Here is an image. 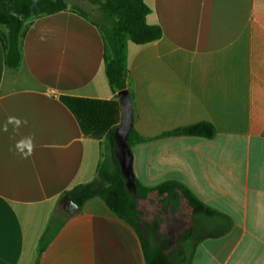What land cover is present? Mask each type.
<instances>
[{
	"label": "crops",
	"instance_id": "1",
	"mask_svg": "<svg viewBox=\"0 0 264 264\" xmlns=\"http://www.w3.org/2000/svg\"><path fill=\"white\" fill-rule=\"evenodd\" d=\"M143 2L161 35L126 46L143 141L126 147L125 177L134 191L179 183L208 210L186 206L202 236L179 243L177 264H264V0ZM20 46L10 68L0 38V264H146L140 231L101 198L60 210L95 178L122 122L99 29L68 9L31 20ZM199 122L212 138L166 135Z\"/></svg>",
	"mask_w": 264,
	"mask_h": 264
},
{
	"label": "trees",
	"instance_id": "2",
	"mask_svg": "<svg viewBox=\"0 0 264 264\" xmlns=\"http://www.w3.org/2000/svg\"><path fill=\"white\" fill-rule=\"evenodd\" d=\"M85 1L97 5L103 14V24L94 23L93 20H91V23L99 29L102 35L104 72L108 85L113 91L126 90V46L128 41L136 45L155 41L160 38V30L156 26L146 24L145 18L149 9L143 0ZM68 9L88 18L85 12L75 8L68 0H0V27L5 29V33L0 38L4 50L5 64L10 68H16L20 64L21 38L31 20L39 16L54 14ZM60 98L66 103L72 101L70 98ZM214 134L215 131L211 124L199 122L176 129L166 135L195 136L210 139ZM142 141L143 139L133 129L129 130L127 135L128 147ZM102 166L101 160L96 176L100 173ZM94 179L88 184L74 187L64 195H68L78 206V209L86 200L99 197L119 218L138 229L136 225L139 218L137 204L127 194L117 189L115 185L118 183L121 185L120 180L107 177L105 182L108 185L100 189L97 186L95 187ZM135 186L141 195L156 192L158 195L164 194L179 197L185 201L192 213L208 212L200 201L179 183L164 182L153 188H145L138 183H135ZM145 255L146 264H172L160 253H149L146 250Z\"/></svg>",
	"mask_w": 264,
	"mask_h": 264
},
{
	"label": "rangeland",
	"instance_id": "3",
	"mask_svg": "<svg viewBox=\"0 0 264 264\" xmlns=\"http://www.w3.org/2000/svg\"><path fill=\"white\" fill-rule=\"evenodd\" d=\"M75 8L85 12L89 19L98 24H103V14L97 5L85 0H68ZM127 138L120 140L115 138L104 149L102 154V164L100 173L95 177L94 184L98 188L106 187L105 182L109 179L117 178L120 180L117 189L127 194L136 204L139 211V218L136 222L149 253H160L165 256L172 264H177V260L182 258L178 245L180 241L189 239L190 242L202 236L201 230L195 228L194 221L189 220L190 211H187L186 203L179 197L158 195L156 192H149L141 195L134 191V188L125 177L121 166V152L126 151ZM106 173V175H104ZM103 174V175H102ZM186 222L188 224H186ZM197 227L199 223H197ZM183 239V240H181Z\"/></svg>",
	"mask_w": 264,
	"mask_h": 264
},
{
	"label": "water",
	"instance_id": "4",
	"mask_svg": "<svg viewBox=\"0 0 264 264\" xmlns=\"http://www.w3.org/2000/svg\"><path fill=\"white\" fill-rule=\"evenodd\" d=\"M118 99L121 106L122 111V122L117 129V137L120 140L122 137L127 138L128 132L131 129L132 125V109H131V100L127 90H122L118 92ZM122 160L121 166L123 172L125 170L127 164V152L124 151V148L120 149ZM60 210L65 216H69L74 212L78 211V206L74 203V201L68 196L65 195L60 201Z\"/></svg>",
	"mask_w": 264,
	"mask_h": 264
},
{
	"label": "clouds",
	"instance_id": "5",
	"mask_svg": "<svg viewBox=\"0 0 264 264\" xmlns=\"http://www.w3.org/2000/svg\"><path fill=\"white\" fill-rule=\"evenodd\" d=\"M7 123H14V125L18 128L22 124H26L27 121H21L19 118H16V117H9ZM3 130L7 131V124H5ZM16 147H17V149H20L21 151H22V149L24 147H27L28 148V152L23 153V158H27L28 156H30L32 154V151H33V148H34L33 138L32 137H27V138L19 141L17 143Z\"/></svg>",
	"mask_w": 264,
	"mask_h": 264
}]
</instances>
